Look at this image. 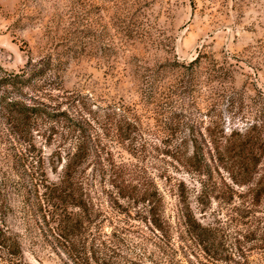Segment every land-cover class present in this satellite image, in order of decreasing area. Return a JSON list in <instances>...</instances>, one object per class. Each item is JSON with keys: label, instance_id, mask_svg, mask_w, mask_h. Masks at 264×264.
<instances>
[{"label": "rangeland", "instance_id": "obj_1", "mask_svg": "<svg viewBox=\"0 0 264 264\" xmlns=\"http://www.w3.org/2000/svg\"><path fill=\"white\" fill-rule=\"evenodd\" d=\"M198 56L201 80L222 78L245 105L264 96V0H0V109L21 101L48 111L52 120L44 118L35 142L54 183L65 168V161L53 166L50 160L56 143L73 145L85 136L90 162L84 173L95 182L82 192L88 213L69 206L61 226L46 204L18 213L10 192V131L0 127V228L10 231L8 245L17 239L22 250L13 257L0 247V264H96L91 258L100 241L108 247L107 264H264V196L254 206L248 187L223 172L198 201L202 180L171 168L188 189L186 206L178 184L160 178L166 166L153 149L168 138L167 123L182 125L174 137L188 142L208 140L210 125L244 126L239 104L231 109L212 101L208 86L195 99L183 94L192 79L185 67ZM180 99L187 106L182 113ZM116 106L138 115L137 141L149 145L145 155H130V144L108 124ZM51 127L53 146L45 142ZM187 152L192 155L190 144ZM101 158L119 171L125 165L135 204L107 184L110 168L96 164ZM148 198L163 215V232L150 221ZM183 214L194 218L195 230L209 231L203 237L209 252L187 235Z\"/></svg>", "mask_w": 264, "mask_h": 264}, {"label": "trees", "instance_id": "obj_2", "mask_svg": "<svg viewBox=\"0 0 264 264\" xmlns=\"http://www.w3.org/2000/svg\"><path fill=\"white\" fill-rule=\"evenodd\" d=\"M198 56L189 66L192 79L187 81L188 87H181L183 94L188 100L197 95H201V87L208 86L206 91L214 102H226L228 108L237 109L239 104V114L243 121V127L235 125L228 131L219 127L209 126L206 128L208 140L202 139L192 140L188 142L186 139L175 138L174 136L180 132L182 125H176L173 122L167 123L163 130L168 133V138L158 141L159 145H154L153 149L157 152L165 163L164 171L160 178L165 180L168 185L176 186L180 191L178 196L181 205L188 206L189 194L184 182L174 178V171L178 172V168L184 169L187 174L198 177L202 186L201 196L198 201L208 197V190L214 183V174L221 175L223 172L228 175L229 180L238 187H248V193L254 195L253 205H258L264 196V96L260 95L256 98H250L245 105L244 98L234 93H228L224 80L219 77H205L201 80V76H196L197 71L194 66L200 61ZM201 75V73L199 74ZM217 83V88L214 84ZM184 85V84H182ZM150 89H153L152 85ZM241 98V99H240ZM182 102L181 113L185 112L186 100L180 99ZM188 102V101H187ZM0 109V127H9V137H11V155L8 158L11 169V177L13 179L10 186L11 195L15 199V206L18 213L27 215L32 208L34 202L39 205H48L54 209V214L58 219L59 226L69 219L68 207L73 206L81 209L82 213H88L87 204L82 194L85 186L93 187L89 179L86 180L84 167L89 165L90 154L85 136H80L79 141L73 145H69L65 140L60 142L53 141L57 134L56 130L51 127L49 137L46 138V144L55 145V151L50 155L52 165L65 161L64 175L59 183L51 182L46 173V163L43 150L38 148L35 142V135L40 134L42 121L52 117L45 108L26 105L21 101H10L3 103ZM45 106V105H43ZM47 108V107H46ZM237 114V113H236ZM181 117L182 114H175L174 118ZM107 122L112 125L116 134L130 144L128 153L136 158L139 153L146 154L147 142L140 144L137 139L139 135L138 124L139 117L134 110L124 106H116L112 115L107 117ZM192 134L195 128H191ZM36 133V134H35ZM64 135L61 137L63 138ZM140 138V135H139ZM1 139V138H0ZM84 139V140H83ZM193 148L192 155L187 152L188 145ZM165 159V160H164ZM106 162V164H105ZM96 164L110 168L107 184L114 188L119 198L128 199L132 203L136 202L135 197L131 195L136 187L127 181L126 167H118L109 159H99ZM173 170H172V169ZM118 170V171H117ZM224 181V180H223ZM102 185V183H100ZM132 190L130 196L128 191ZM164 196L157 198L159 204L164 203ZM148 203L150 207L149 215L151 223L160 232H163L162 225L165 223L163 215L154 209V203L151 198L146 199L143 203ZM135 204V203H134ZM182 220L186 223L188 231L187 235L197 245L202 246L203 250L209 252L210 245L203 240L204 234L209 232L202 226L197 225L194 229L192 223L194 218L191 215H182ZM102 222H100L101 224ZM196 224V223H195ZM99 237H103V230L100 225ZM65 229V228H64ZM10 231L0 228V247L7 251L10 256L19 257L21 255V244L16 239L13 245H8L7 235ZM264 235V232H263ZM66 242L67 237L64 238ZM264 243V239L262 238ZM107 244L100 241L97 249L93 251V261L96 264L106 263ZM16 264H24L18 260Z\"/></svg>", "mask_w": 264, "mask_h": 264}]
</instances>
